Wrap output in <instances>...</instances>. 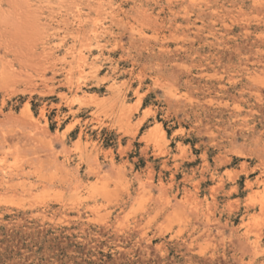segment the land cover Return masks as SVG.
<instances>
[{
	"label": "rangeland",
	"instance_id": "rangeland-1",
	"mask_svg": "<svg viewBox=\"0 0 264 264\" xmlns=\"http://www.w3.org/2000/svg\"><path fill=\"white\" fill-rule=\"evenodd\" d=\"M94 21L107 27L96 37ZM98 48L104 55L96 71L93 56H78ZM1 66L0 144L11 150H0V264L264 259V237L254 256L235 244L242 230L236 208L257 202L264 188L245 190L241 170L260 155L264 163V0H0ZM217 79L223 94L214 92ZM206 81L215 83L208 94L201 92ZM174 97L200 111L199 127L168 106ZM58 104L63 112L73 107L78 123L57 120ZM73 125L60 145L56 136ZM177 144L195 157L184 166L186 182L180 173L171 181L162 156L154 159L159 148L181 154ZM203 151L210 166L216 155L231 157L218 170L226 189L237 181V195L223 198L215 182L200 181ZM110 153L112 168L104 158ZM88 162L100 173L87 175ZM259 209L246 219L249 229L264 228Z\"/></svg>",
	"mask_w": 264,
	"mask_h": 264
},
{
	"label": "bare ground",
	"instance_id": "bare-ground-1",
	"mask_svg": "<svg viewBox=\"0 0 264 264\" xmlns=\"http://www.w3.org/2000/svg\"><path fill=\"white\" fill-rule=\"evenodd\" d=\"M99 3V2H98ZM97 5H100L101 6V4H97ZM109 6V5H108ZM103 10V9H102ZM109 10H110V7H109ZM171 11V10H170ZM79 22V21H78ZM93 26V28H92V31H93V33H92V36L93 37H96L97 35H98V31H102V30H100V29H103V31L104 30H106V28L103 26V24L101 23V22H99V21H94L93 22V24H92ZM61 42V41H60ZM99 45V44H98ZM134 44H132V46H133ZM100 46H104L103 44H100L99 45V47ZM138 47V46H137ZM140 47V46H139ZM96 48H97V46H96ZM133 48V47H132ZM138 49V48H137ZM136 49V50H137ZM140 50V49H139ZM138 50V51H139ZM108 51H110V50H108ZM112 52V51H111ZM79 53H81V52H78V54ZM104 53V51L102 50V49H99L98 48V50H97V52H96V54H94V53H92L91 51H89L88 52V55H85L84 56V54H79V58L80 59H82L83 61H87L88 60V58L90 59V57H88V56H93V58L90 60V64H91V66H92V68H94L95 69V67L97 66V63L99 62V60L101 59V57L104 55L103 54ZM129 54V53H128ZM137 54H139V52L137 53ZM120 56H122V55H120ZM136 56H138V55H136ZM109 57H111V56H109ZM123 58V57H122ZM103 59V58H102ZM120 59H121V57H120ZM137 58H135V60H136ZM135 60H133V62L135 61ZM138 60V59H137ZM136 63V62H135ZM113 64V63H112ZM115 65V64H114ZM200 65V64H199ZM99 66V65H98ZM201 66V65H200ZM112 67V66H111ZM114 67V66H113ZM3 70H4V67H2L1 66V68H0V72L1 73H3ZM96 70V69H95ZM97 70H98V68H97ZM96 70V71H97ZM111 71H113L112 69H111ZM115 71V70H114ZM169 71H171V70H169ZM173 71V73H175L174 72V70H172ZM171 71V72H172ZM130 72V71H129ZM128 72V73H129ZM183 73V72H182ZM187 73V72H186ZM140 74V73H139ZM199 74V73H198ZM197 74V75H198ZM181 75V74H180ZM200 75V74H199ZM137 76H138V74H137ZM171 76H172V74H171ZM172 77H174V76H172ZM188 77V76H187ZM213 77V76H212ZM217 77V76H216ZM221 77V76H220ZM179 78V76H178V74L177 75H175V79H178ZM184 78V77H183ZM214 79H216L215 77H214ZM173 80V79H172ZM185 81V80H184ZM215 81V80H214ZM169 82V81H168ZM216 83H217V86H216V88H214L215 89V91L214 92H216V95H217V93H221V94H223L224 93V87L222 86V85H220V82H219V79H217L216 81H215ZM186 83H189V80L187 79L186 80ZM200 83V82H199ZM201 83H203V82H201ZM219 83V84H218ZM165 84V83H164ZM166 84H167V81H166ZM169 84H172V83H169ZM190 84V83H189ZM192 84V83H191ZM215 83H213V82H208V81H206V82H204L203 83V85L201 84V87H202V89H201V92L202 93H205V92H207V94L208 93H211V91H210V89H211V87L214 85ZM138 85L140 86L141 85V79H140V77H138ZM137 85V86H138ZM163 85V84H162ZM184 85V84H183ZM173 86V85H172ZM81 87H82V85H81V83L80 82H76L75 84H74V86H73V88H75V90L76 91H78V90H82L81 89ZM170 87V86H169ZM137 88V87H136ZM135 88V89H136ZM197 88H200V87H197ZM138 89V88H137ZM226 90V89H225ZM51 91H54L53 89L51 90ZM138 90H136V92H137ZM227 91V90H226ZM166 92H169V94H168V96H170V91H169V88H167L166 89ZM138 93V92H137ZM173 93V92H172ZM172 93H171V95H172ZM243 93V92H242ZM3 94V93H2ZM201 94V93H200ZM262 94V93H261ZM174 95V94H173ZM172 95V96H173ZM210 95V94H209ZM215 95V94H214ZM255 95H258V92L255 94ZM2 96V98H1V108H0V113L2 112L1 111V109H2V107L3 106H5V104H6V94H3V95H1ZM260 96V95H259ZM205 97H206V95H205ZM264 97V96H263ZM262 97V98H263ZM175 98V97H174ZM210 98V97H209ZM234 98V97H233ZM261 98V97H260ZM188 99V98H187ZM203 99V98H202ZM204 99H208V98H204ZM255 99V98H254ZM171 100V99H170ZM175 101L174 102H169L168 103V106L169 107H172V106H174V108H173V110L175 109V107L176 108H178V109H181V112H183V114L184 115H186L187 117H192L193 118V121H195V126L196 127H199L200 125H201V118H200V111L198 112V110L196 109V107H194L192 104H190V105H192L191 107H189V109L187 110L186 109V105L184 106V104H181L182 102L179 100V99H174ZM195 100V99H194ZM208 100H210V99H208ZM264 100V99H263ZM206 101V100H205ZM204 101V102H205ZM261 101V100H260ZM204 102H202L201 101V103H200V101L197 103V105H202V103H204ZM207 102H211V101H207ZM207 102H205L206 104H204L205 106H207V107H209L207 104ZM222 102V101H221ZM69 104V103H68ZM188 104V103H187ZM196 105V106H197ZM204 105H203V107H199L200 108V110L201 109H204ZM213 105V104H212ZM220 105V104H219ZM225 105V104H224ZM253 105V104H252ZM62 106V105H61ZM59 104H58V106L56 107V112H55V114H56V119L57 120H62V119H65L66 117H72V118H74L75 119V123H78V120L76 119V115H77V111L76 110H74L73 109V107H71V106H69V107H67V110L65 111V112H63L62 111V107H64V106H62L61 107ZM27 107V106H26ZM252 107H255V106H252ZM206 108V107H205ZM42 109V108H41ZM218 109V108H217ZM211 110V109H210ZM209 110V111H210ZM260 110V109H259ZM42 112V114L41 115H43V109L41 110ZM206 111H207V109H206ZM253 112H254V110H253ZM257 112V111H256ZM208 113V112H207ZM212 113V112H211ZM259 113V112H258ZM257 113V114H258ZM233 114V113H232ZM5 115V116H4ZM3 116L6 118L7 116H10L11 115V113L9 114V111H8V113H6V114H4ZM241 114L240 113H236V117L237 116H240ZM220 116V115H219ZM235 116V115H234ZM246 116V115H245ZM245 118V117H244ZM247 118V117H246ZM214 119H215V117H214ZM237 119V118H236ZM239 119H240V117H239ZM262 119V118H261ZM140 120V119H139ZM208 120V119H207ZM240 120H243L242 118L240 119ZM246 120V119H245ZM244 120V121H245ZM248 120V119H247ZM58 122V121H57ZM238 122V121H237ZM243 122V121H242ZM203 123V122H202ZM212 123V122H211ZM204 124V123H203ZM73 127H74V125L66 132V133H62L61 135H57L56 136V138H55V140L58 142V143H60V145H62V146H64L65 145V143H66V139L68 138V132L69 131H71L72 129H73ZM44 128H46V125H45V127ZM208 128V127H207ZM42 131H41V130ZM40 129H38L40 132H43V129H42V127H40ZM200 129H201V127H200ZM46 130V129H45ZM222 130V129H221ZM223 130H224V128H223ZM222 130V131H223ZM196 131V130H195ZM182 132V131H181ZM198 132V131H197ZM27 133H28V131H27ZM86 134V133H85ZM26 135V134H25ZM29 136V135H28ZM84 136V128H80V130H79V133H78V140H80L82 137ZM28 138V137H27ZM4 141H6V138H5V136H4V138H3V142ZM179 144V143H178ZM177 144V145H178ZM3 145H1L0 144V150L1 151H5V149L7 148V149H9V146L7 145V147L6 148H4V147H2ZM178 147V150L181 152V154H178L177 156H175L176 154H172V152L166 147L164 150L162 149H158V153H154V159H158V158H160V156H162V159H160V164H161V168L163 169V170H167V171H169V176H170V179H171V181H173V180H175V177H176V175L178 174V173H180L181 175H182V177H183V179L185 180V182H186V179L188 178L189 179V177H187L188 175L184 172V166L186 165V164H188V163H190V162H193V161H195V157L193 156V155H191V156H189V154H191V152L189 151L191 148H190V146L189 145H187V148H185V147H181V145H178L177 146ZM63 149H64V147H63ZM62 149V150H63ZM9 150H11V149H9ZM16 150V149H15ZM120 152H122L121 150H119ZM7 152H9V151H7ZM7 152H5L4 154H6ZM233 152V151H232ZM11 153V152H10ZM227 153V152H226ZM226 153L224 154V155H222V154H219V155H216V157H214V164H213V166H210V164L208 163V158H207V154H206V151H203L201 154H200V159H201V164L199 165V176L201 177L200 178V181H212V182H215L216 184H217V187L218 188H220V194H221V197H223V198H229V197H231V196H234V195H237L238 193H239V189H238V183H237V181L236 180H233V179H229V182L231 181V185L228 187V189H226V187H227V185H226V183H225V180H223V178H222V176L220 175V173H219V167H221L223 164H225L226 162H229L230 160H231V157H228V155H226ZM123 154V153H122ZM114 154H112V153H110L109 155H105L104 156V158L107 160V165L109 166V167H111L112 168V166L114 165V156H113ZM242 155V154H241ZM91 157V156H90ZM94 160H95V157H94ZM159 160V159H158ZM169 160H172V163L170 164V166H169V164H168V161ZM258 162L256 163V164H254L252 167H250V165H248V164H246V163H241V170H242V173H243V175H244V189L245 190H252L253 189V187H255V186H259L260 184H263L264 185V163H263V158H261V155L258 157ZM126 161V160H125ZM91 162H88V164L86 163V167H85V169H86V174L87 175H89V174H92V173H94V174H98V173H100V166H99V164H96L95 166L94 165H92V164H90ZM170 163V162H169ZM77 166H79V165H77ZM114 167V166H113ZM85 171V170H84ZM89 174H88V173ZM94 174H92V175H94ZM255 174V175H254ZM192 175H194V174H191V176ZM250 175H254V177L253 178H250ZM190 176V177H191ZM187 179V180H188ZM184 182V183H185ZM183 183V184H184ZM79 184V183H78ZM81 185V184H80ZM258 192V195H259V200L257 201V202H255L252 198L251 199H249L250 200V202L248 203H245L244 205H243V207H242V209H240L239 207H237L236 208V210L235 211H237V212H239L240 213V215H238L240 218H239V220H240V222H239V224L237 225L238 226V228H241L240 230H241V232H239V233H235V234H238L239 236H238V242L236 243L235 242V244H236V248H238V246H240V245H242L241 243H243L244 245H242V246H245L244 247V249L243 248H241V246L239 247V250H240V248L242 249L241 251H243V250H245V248H246V246H247V249H248V251L249 252H251L252 253V255L254 256V254L253 253H256L258 250L260 251L261 250V247H259L260 246V244H261V242L263 241L262 240V238L264 237L263 235H264V228H262L261 229V224L259 225V223H257V225H259L260 227V229H257L258 228V226H257V228H253V229H249V228H251L250 226H249V224L247 225L246 223V219L249 217V215H250V211L252 210V212L253 211H255L257 208L259 209H262V210H264L263 208H264V188L262 189V190H260V191H257ZM217 195H218V193H217ZM216 194L215 195H212V201H211V203H216V201H217V199H218V197H220V196H217ZM205 199V198H204ZM207 199V198H206ZM252 201H254V202H252ZM208 202V201H207ZM228 203V201L226 202V204ZM210 205V203L208 204H206V206L208 207ZM203 206V205H202ZM228 206H229V208H230V204L228 203ZM259 209V210H260ZM234 211V212H235ZM261 211V210H260ZM251 212V213H252ZM229 216H232V217H230V220L231 219H234L235 218V215L233 214V213H230V214H228V218H229ZM250 216H252V215H250ZM206 218H207V220H208V216H206ZM252 218V217H251ZM228 220V219H227ZM227 220H225V222L227 221ZM248 221V220H247ZM225 222H224V224H225ZM228 222V221H227ZM228 224V223H227ZM263 224V223H262ZM226 225V224H225ZM264 225V224H263ZM262 225V226H263ZM226 226H228V225H226ZM231 226V225H230ZM249 226V227H248ZM251 226H256V224H252ZM232 227V226H231ZM234 228V230H235V228L236 227H233ZM244 229V230H243ZM233 230H231V232H232ZM239 231V230H238ZM237 231V232H238ZM234 232H236V231H234ZM234 232H232V233H234ZM230 234V233H229ZM233 235V234H232ZM237 235H235V237H236ZM233 237H234V235H233ZM230 241L232 242L231 243V245L233 246V241L230 239ZM237 244H240V245H238L237 246ZM263 244H264V242H263ZM235 246V245H234ZM258 248H260V249H258ZM236 250H238V249H236ZM248 251L246 252V250H245V252L246 253H248ZM258 251V252H259ZM244 252V251H243ZM242 252V254L241 255H243L244 253ZM258 252L256 253V254H258ZM264 252V251H263ZM263 252H261V253H263ZM251 253H249L250 255H251ZM249 254H247V255H249ZM264 254V253H263ZM246 255V256H247ZM252 256V257H253ZM262 256V255H261ZM255 257H256V255H255ZM259 257H260V255H259ZM264 257V256H263ZM242 258V257H241ZM261 258V257H260ZM254 259L253 261H255V263L256 264H264V259ZM252 259V258H251ZM243 261V260H242ZM247 262V261H246ZM254 263V262H253ZM243 264V263H242Z\"/></svg>",
	"mask_w": 264,
	"mask_h": 264
}]
</instances>
